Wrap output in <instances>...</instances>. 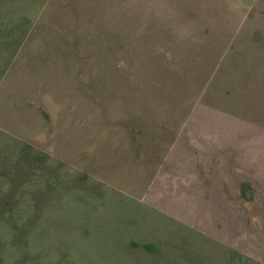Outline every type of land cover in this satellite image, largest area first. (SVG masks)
Masks as SVG:
<instances>
[{
  "label": "rangeland",
  "instance_id": "374dc122",
  "mask_svg": "<svg viewBox=\"0 0 264 264\" xmlns=\"http://www.w3.org/2000/svg\"><path fill=\"white\" fill-rule=\"evenodd\" d=\"M0 264H264V0H0Z\"/></svg>",
  "mask_w": 264,
  "mask_h": 264
}]
</instances>
